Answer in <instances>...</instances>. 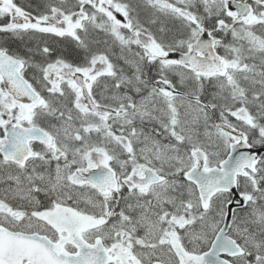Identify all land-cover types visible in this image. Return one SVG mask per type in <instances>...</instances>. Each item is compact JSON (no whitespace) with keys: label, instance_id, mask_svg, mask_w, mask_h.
<instances>
[{"label":"snow or ice","instance_id":"snow-or-ice-1","mask_svg":"<svg viewBox=\"0 0 264 264\" xmlns=\"http://www.w3.org/2000/svg\"><path fill=\"white\" fill-rule=\"evenodd\" d=\"M0 264H264V0H0Z\"/></svg>","mask_w":264,"mask_h":264}]
</instances>
